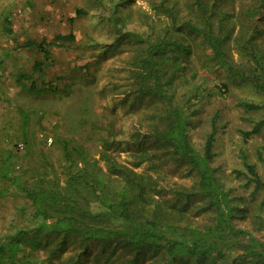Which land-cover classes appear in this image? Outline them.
<instances>
[{"label": "rangeland", "instance_id": "rangeland-1", "mask_svg": "<svg viewBox=\"0 0 264 264\" xmlns=\"http://www.w3.org/2000/svg\"><path fill=\"white\" fill-rule=\"evenodd\" d=\"M168 1L178 18L194 19L191 0ZM159 5L160 0H0V190L3 188V192L0 191V239L5 232L37 225L30 216L29 201L18 188L7 184V176L37 174L44 170L63 181L65 164L56 136L81 147L89 159L106 172L107 165L100 158L101 143L106 130L111 128L117 142L109 152L123 165L130 166L135 161V152L124 138L148 132L156 121L153 114L160 113L162 108V102L155 97L136 95L132 72L133 60L147 43L145 38L160 36L170 23L169 13ZM78 8L85 14L77 17ZM248 9L254 15L251 22L255 20L257 24L256 45L264 55V0H219L216 11L219 16L230 14L232 20L240 18L246 27L251 22L242 14ZM6 19L10 22L11 34L4 30L8 24ZM70 30L75 34V42L51 46L52 61L42 73L32 69L34 61L42 58L40 52L23 47L16 49L12 42V38L18 42L44 38L50 41L55 34ZM239 31L240 22L235 24L233 35ZM191 41L192 53L185 70L187 86H192V94L198 85L205 96L190 100V105L198 108L189 126L190 139L200 147L214 120L217 131L212 164L219 180L231 189L239 202L259 205L264 201V187L249 201L253 184H247L240 152L243 150L248 160L256 164L264 179V128L246 140L241 131L250 129L254 120L263 116L264 109L246 110L238 102L244 99L262 103L264 95L243 81L218 74L222 71L213 65L209 50L199 45V39ZM226 49L234 65L246 62L247 58L238 53L234 39L227 41ZM20 71L30 73L39 90L28 89L30 80L25 85L17 82L15 74ZM206 75H210L209 80L202 81ZM43 82H52L51 90L60 91H44ZM180 91L179 86L177 93ZM45 135L52 137L53 143L49 146L43 141ZM18 143L23 144L21 151L16 148ZM148 151L153 153L151 160L143 162L137 170L150 171L164 187L194 184L195 177L187 167L164 158L162 147L153 144ZM163 194L167 195L155 197L170 208L172 196L169 192ZM202 203L201 198H193L184 210L197 224L209 219L208 213L196 208ZM245 214V218L236 220L237 225L252 233L258 230L264 236L253 214ZM59 243L60 237L52 236L45 248L29 250L26 247L7 264H70L77 258V264H111L104 261L102 255L93 256L97 251L95 242L89 244L88 255L80 257L82 245L76 237H69L60 247ZM52 249H55L53 254ZM120 258L122 256L116 260L121 261ZM209 264H222V261L214 258Z\"/></svg>", "mask_w": 264, "mask_h": 264}, {"label": "trees", "instance_id": "trees-1", "mask_svg": "<svg viewBox=\"0 0 264 264\" xmlns=\"http://www.w3.org/2000/svg\"><path fill=\"white\" fill-rule=\"evenodd\" d=\"M218 1L191 0L194 19H180L168 0H160L159 6L169 13L170 23L160 36L145 38L147 43L133 60L132 72L136 79L133 88L136 95L155 97L162 102V108L160 113L153 114L156 121L148 132L124 138L135 152L132 165L119 163L109 152L117 142V135L110 128L101 143L100 158L107 165L106 172L97 167L81 147L56 136L65 164L63 181L44 170L37 174L7 176V184L18 188L29 201L30 216L37 225L2 235L0 264H7L26 247L29 250L45 248L52 236L60 237L59 247L69 237H76L82 245L79 257L87 256L89 244L95 242L97 251L93 256L102 255V259L111 264H209L214 258L220 259L222 264H264L263 234L260 235L258 230L252 233L236 223L237 219L246 217L245 213L251 212L264 230V201L249 206L244 200L239 202V198L231 194V189L224 187L219 180L212 164L217 131L214 120L200 147L192 143L189 134L192 115L198 111L190 105V100L205 96L203 88L198 85L192 94V86H187L185 70L192 53L191 39H199V45L201 43L209 50L213 65L222 71L215 70L218 74L243 81L264 95V55L256 45L257 24L255 20L251 22L253 11L243 12L242 17L251 22L244 27L240 18L232 20L228 13L219 16L216 11ZM83 14V9H76L77 17ZM73 19L71 17L70 21ZM115 20L118 22L117 17ZM239 22L241 31L233 35L234 26ZM6 23L4 30L11 34L8 19ZM231 39H234L240 56L247 58L246 62L234 65L230 61L226 44ZM12 42L16 49L23 47L40 52L42 58L34 61L32 69L42 73L51 64V46L73 44L75 34L70 30L55 34L50 41L44 38L18 42L12 38ZM15 77L22 85L30 80L28 89L39 90L30 73L20 71ZM209 78L210 75H206L202 81ZM43 84L44 91H60L51 90L52 82ZM223 85L226 86L224 82ZM179 86L181 91L177 93ZM238 104L246 110L264 109V100L258 103L243 99ZM263 128L264 114L241 134L246 140ZM46 137H42L45 143ZM23 141H26L25 137ZM19 144L16 148L21 151L23 144L22 147ZM153 144L163 148L161 154L164 158L184 164L195 177L194 184L190 187H164L150 171L137 170L143 162L151 160L153 153H149L148 148ZM240 158L243 173L248 176L247 184H253L249 195V201H252L264 187V179L243 150ZM1 190L3 192V188ZM168 192L172 196L170 208L155 197ZM193 198H201L203 203L196 208L209 214V219L202 224L195 223L184 211ZM54 251L52 249L51 254ZM120 256L121 261H117ZM77 263L78 258L70 264Z\"/></svg>", "mask_w": 264, "mask_h": 264}, {"label": "built area", "instance_id": "built-area-1", "mask_svg": "<svg viewBox=\"0 0 264 264\" xmlns=\"http://www.w3.org/2000/svg\"><path fill=\"white\" fill-rule=\"evenodd\" d=\"M46 143H47L48 145H50V144L52 143V137H51V136H47V137H46ZM19 145H20V147H22L21 144H19Z\"/></svg>", "mask_w": 264, "mask_h": 264}]
</instances>
